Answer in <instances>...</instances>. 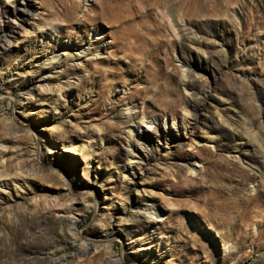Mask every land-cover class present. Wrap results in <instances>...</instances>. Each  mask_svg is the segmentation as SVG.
<instances>
[{"label": "rangeland", "instance_id": "rangeland-1", "mask_svg": "<svg viewBox=\"0 0 264 264\" xmlns=\"http://www.w3.org/2000/svg\"><path fill=\"white\" fill-rule=\"evenodd\" d=\"M29 1L40 9V26L57 20L62 29L57 40L34 34L24 3L0 0V111L31 134L22 161L36 159L43 175L29 178L17 197L10 187L0 189V264H121L119 257L122 264H153L152 231L167 250L162 264H264V159L248 142L264 143V0ZM20 25L32 33L29 48L16 40ZM36 82L63 88L64 105L50 110L60 132L48 138L66 162L40 153L37 134L49 136L51 125L41 124L52 115L50 101L15 106L19 92ZM125 99L158 119L157 127L135 138ZM183 119L204 140L197 149L188 148ZM143 150L147 163L131 160ZM193 158L200 172L190 175ZM135 165L143 168L135 180L147 190L134 191L130 204L154 205L155 229L140 214L98 234L95 216L107 209L105 195L111 210H119L129 182L122 179ZM223 238L237 248L226 250Z\"/></svg>", "mask_w": 264, "mask_h": 264}, {"label": "bare ground", "instance_id": "bare-ground-1", "mask_svg": "<svg viewBox=\"0 0 264 264\" xmlns=\"http://www.w3.org/2000/svg\"><path fill=\"white\" fill-rule=\"evenodd\" d=\"M6 1H7V3L15 4V2L17 0H6ZM18 1H22L24 3L23 10H21V12L24 15H26L28 20H31L33 22L32 24H29V26H28L29 28H31L33 30L32 33H34V34L41 33V35L43 34V36H45L49 40H52V39L57 40V33H58V31H60L62 29L60 26V24L62 22L54 20V21H51L50 23L44 22V23H42V26H40V24L37 21V19H39V17L41 16L39 14L40 9L38 7H36V3H31L29 0H18ZM85 1L87 2V0H85ZM37 4L39 6H41V0ZM94 20H95V18H94ZM173 22L175 24V27H178V28H181L183 25V21L181 19L177 20L175 18L173 20ZM19 27H18L19 28V30H18L19 36L16 38V40L20 44H22V46L24 48H29V45L32 42V38H31L32 33H30V29H28V27H26L24 25H20ZM176 31H177V29H176ZM192 44H193V46H196V47L200 46L199 42H197V41H192ZM70 46H73V44L70 43V41H69L67 47L69 48ZM75 50L78 51L80 49H75ZM82 52H84V51L81 50V52H79V54L77 53L78 55L74 56V58L76 59L75 61H81L80 55H82ZM52 60H55L54 55H52L51 58L49 59L50 62ZM187 80H188V75H186L184 73L183 74V80H182V84H183L182 87L184 86V90L186 93L188 92V86H187L188 81ZM36 83H32L28 88L19 92V98L15 99V103H16L15 106L24 108L25 104H29L33 98H35L36 100H39V101H41L42 98H46L47 101H50L49 104L53 108L52 109L50 107V109L47 111L50 114L52 112L50 110H57L56 109L57 107H62L64 105V103L62 102V99L65 97L62 94L63 88L60 84L57 85L52 91L48 88L45 89V87H43L42 83H39V82H36ZM45 93H50V94H45ZM125 108H126L125 112L127 113L128 123L135 125V130H133L135 133V138L140 133L144 134L145 132L149 131L150 129L156 128L157 125L159 124L158 119L152 117V115L150 116L147 112L142 111L138 107L134 106V103L131 101H128L127 99H125ZM55 112L58 113L57 111H55ZM188 112H186V114ZM33 114H37V113L34 111H30L28 115H33ZM187 117H186V119H187ZM16 119H17L16 117H13L12 115H10L5 110L0 111V123L3 125L2 131L4 132L3 134H0V189H2V188L7 189L8 187H10L9 189H12L13 195L14 194L16 195L15 197L20 195L19 194L20 190L25 189V188L27 189L30 187L29 178L31 179V178L35 177V179H38L41 176H43L41 174L42 168L40 167V165L38 163L35 162L36 159L33 158L30 162H23L22 161V157H23V155L21 154V151L23 150V149L21 150L22 143L24 141L31 140L32 136L28 131H25V129H23V128L20 129L17 126ZM186 119H183V121L181 123L182 124L181 126L185 127L184 131L186 132V138H187V140H185V141L188 145V148L197 149V146H200L204 140L201 136H198V135L192 133V130L190 131V127H189L190 123H189V121H187L188 119L187 120ZM33 121L35 123L37 122V124L38 123L41 124L40 121H37V120H33ZM57 122H58L57 117L54 116V114H52L50 117H47V119H45L41 125H44L48 128L51 125V127L49 128V136H48V134L43 132L44 130H41L37 134V136H38L37 138H39L38 144H39V148H40V153H43L45 156H48V161H58L61 163V162H66V160H63L60 157V155H58V152L56 153V151L54 150L56 144L52 143L48 138V137H52L54 134L56 135L57 133L60 132L59 126H57ZM223 122L227 124V121H223ZM142 124L146 125L147 128H144L142 126ZM160 124H163L164 127H166V125L168 123L164 122V123H160ZM174 127H175V124H172V128H174ZM130 136L134 138V135L133 136L130 135ZM90 137L91 136H89V138ZM89 138H87V139H89ZM248 142H252L251 144L253 145L255 150L260 155H262V158L264 159V143L262 142V140L259 138V141L254 139V141H248ZM157 144H161V142H158ZM14 146H16V147H14ZM87 148L88 147L83 146L84 150H86ZM71 149L74 152V154L84 157V155L81 154V152L79 151V149L77 147H72ZM14 150H16V152ZM87 151L88 150H86V153H87ZM132 151H130V152H132ZM40 153H39V155L37 154L38 155L37 156L38 161L40 159ZM131 160H135L137 162L147 163L148 159H147V155L145 154V151L143 150V151H141V153L137 152V151L132 153L131 154ZM190 162L191 163L187 164L188 173L190 175L198 174L200 172V169H198V166H197L198 161L195 158H193ZM131 164H130V166H132ZM170 167H172V166H170ZM75 168L76 167H74L72 172H71V175L74 178L76 176V171H77ZM129 168H130V171H128L127 172L128 174L125 175L122 179V180H126L128 178L129 182L125 185V188L123 189V193L119 194V197H121V199H120L121 200L120 201L121 208L119 210H116L113 212L111 210L112 209V207L110 206L111 204L108 203V201H107L109 199H108L107 195H105L104 200L107 202L106 211L104 212V210L99 209L96 212L95 228H96V231L98 232V234H100V235L106 234L108 232V229H107L108 225L111 224L112 221L117 222L119 225L121 224V222L122 223H127V222H131V221L134 222V221L139 219L140 214H146V216L148 217V220L151 219L150 220L151 221L150 224H152L151 229H153V230L155 229L154 223L156 221L154 218H155L156 211H158V209L154 205H152V207H150L148 209L141 210L142 208H140L138 206L133 207L130 204V196L133 194L134 191H136L137 194L139 195V193L141 191L146 192L147 188H146V186H144V184H142V183L140 184L138 181L135 180L136 177H139L138 172H140L143 169L142 166L141 165H135V167H129ZM11 169L12 170L14 169V171H15V173L14 174L12 173V175L9 173V170H11ZM82 171H83V175L85 174L84 176L88 177V175L90 174V167L85 166L82 169ZM40 174H41V176H40ZM259 176H260L261 181L264 182V170L259 172ZM80 185L83 186L82 187L83 190H89L88 187H86L87 185L84 182L81 181ZM84 186H85V188H84ZM1 194L2 193L0 192V195ZM152 194L153 193H151V195ZM86 197L84 195L81 197V199H80L81 203H87L88 202V199ZM57 207H58V205H57ZM70 207H67V208L65 207L64 214H71ZM87 210H89V209H87ZM140 212H143V213H140ZM159 214H160V212H159ZM151 233H152L151 234L152 237L149 239V242L147 244V249H149V250L155 249L154 254L156 255L157 263H153V264H162L166 260L165 259L166 256H164V254L167 252V250H165L163 247H161L160 239L158 238V236L157 237L154 236L155 234H157V232L154 233L152 231ZM74 234H75L74 238H76L77 241L82 239V238H80L81 232H79L78 229L77 230L75 229ZM98 241L92 242V244H93L91 246L92 249L96 250L99 247ZM132 241L130 242L131 245L136 243L135 240H132ZM99 243H100V241H99ZM82 244H83V242H81V247H82ZM222 244H223V247L226 248V250H228V251L235 250V248H237L236 244L233 243L230 239H224L223 238ZM84 245L86 246V244H84ZM84 245H83V247H84ZM139 247H140V245H139ZM82 249L83 248H81L80 250H82ZM117 259L119 260V262L121 264L123 263V257H119Z\"/></svg>", "mask_w": 264, "mask_h": 264}]
</instances>
